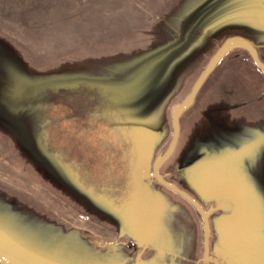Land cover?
<instances>
[{"label":"rangeland","instance_id":"obj_1","mask_svg":"<svg viewBox=\"0 0 264 264\" xmlns=\"http://www.w3.org/2000/svg\"><path fill=\"white\" fill-rule=\"evenodd\" d=\"M234 39L264 64V0H0V258L212 264L201 215L152 173ZM179 129L160 175L208 214L209 258L264 264V75L245 49Z\"/></svg>","mask_w":264,"mask_h":264},{"label":"water","instance_id":"obj_2","mask_svg":"<svg viewBox=\"0 0 264 264\" xmlns=\"http://www.w3.org/2000/svg\"><path fill=\"white\" fill-rule=\"evenodd\" d=\"M234 48H242L245 49L254 65L261 71V73L264 75V64L259 60L252 44L244 39H234L231 41H228L224 45H222L216 54L211 58L209 63L207 64L204 72L200 76V78L197 80L195 85L193 86L191 92L186 97V99L182 102V104L174 111L172 115V127H173V136L170 148L168 149L166 155L163 157L162 160L159 161V163L153 168L152 177L163 187L169 189L173 193L179 195L181 198L189 202L201 215L203 222H204V229H205V236H204V259L206 262L212 263V264H219L217 261L211 260L209 258V238H210V226H209V219L208 214L204 211V209L189 195H187L185 192H183L181 189H179L177 186L167 183L160 175V169L161 167L170 159V157L173 155L178 139H179V119L181 115L193 104L194 99L202 87L203 83L207 79V77L210 75V73L215 68L216 64L220 61V59L229 51ZM145 250V247H143L142 251L138 254L136 258V262L139 261V258L142 254V252ZM0 264H11L8 262L3 261L0 258Z\"/></svg>","mask_w":264,"mask_h":264},{"label":"snow or ice","instance_id":"obj_3","mask_svg":"<svg viewBox=\"0 0 264 264\" xmlns=\"http://www.w3.org/2000/svg\"><path fill=\"white\" fill-rule=\"evenodd\" d=\"M259 158H260L259 146L253 144L245 153L243 157V162L247 165L248 169H252L257 165Z\"/></svg>","mask_w":264,"mask_h":264},{"label":"trees","instance_id":"obj_4","mask_svg":"<svg viewBox=\"0 0 264 264\" xmlns=\"http://www.w3.org/2000/svg\"><path fill=\"white\" fill-rule=\"evenodd\" d=\"M225 55H226V54H225ZM218 63H219V62H218ZM218 63H217V64H218ZM217 64H216V65H217Z\"/></svg>","mask_w":264,"mask_h":264}]
</instances>
